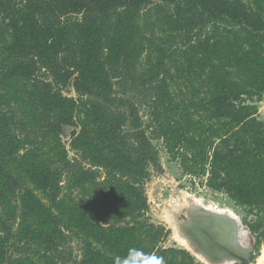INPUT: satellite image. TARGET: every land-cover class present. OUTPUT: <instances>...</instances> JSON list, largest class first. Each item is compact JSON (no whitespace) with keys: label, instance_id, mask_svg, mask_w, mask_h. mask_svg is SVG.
Listing matches in <instances>:
<instances>
[{"label":"trees","instance_id":"1","mask_svg":"<svg viewBox=\"0 0 264 264\" xmlns=\"http://www.w3.org/2000/svg\"><path fill=\"white\" fill-rule=\"evenodd\" d=\"M261 100L264 0H0V264H202L147 216V131L252 216L253 262Z\"/></svg>","mask_w":264,"mask_h":264},{"label":"rangeland","instance_id":"2","mask_svg":"<svg viewBox=\"0 0 264 264\" xmlns=\"http://www.w3.org/2000/svg\"><path fill=\"white\" fill-rule=\"evenodd\" d=\"M68 95L75 96V93L71 91L68 93ZM257 107L258 116L264 121V100L257 102ZM139 114L142 118L143 125L146 127V125L148 124V115L146 110L142 106H139ZM71 129L73 128H66L65 134L62 137L63 139H66L68 137V134ZM147 133L151 138L152 144L158 151L160 163L163 168L162 172L160 173H156L154 170L151 169V175L149 176V179L145 182L144 191L148 203L147 216L152 222L162 224L168 230V235L165 241L163 242V246H175L185 249V247H183L176 241L172 233V228L166 219V210L172 204H175L180 199L185 198V193H188L190 196H195V198L198 199L201 198L203 200L202 202L206 203V205L213 204L221 209L228 208L233 211L239 218L241 225L244 227L241 235L242 243L244 245H253L255 239L254 236L248 230L246 224V220H249L252 216L247 213L243 208L235 205L224 193H221L219 196H212L207 194L204 189L206 175L198 176L195 174H187L182 172L178 161L169 160L168 154L166 152V149L164 148L163 143L160 140L152 139V135L149 134V131H147ZM72 156L73 153L69 151V157ZM70 246L73 249L74 255L78 256L79 247L77 243L73 241ZM260 250L255 257V260L253 262H250L249 264H253L256 261ZM196 260L198 262H201L198 258H196ZM201 263L204 264L203 262Z\"/></svg>","mask_w":264,"mask_h":264},{"label":"water","instance_id":"3","mask_svg":"<svg viewBox=\"0 0 264 264\" xmlns=\"http://www.w3.org/2000/svg\"><path fill=\"white\" fill-rule=\"evenodd\" d=\"M71 96V95H69ZM70 130L64 144L77 134ZM207 194L219 196V191L204 186ZM172 229L182 238L188 250L204 264H249L253 245H244L241 235L244 227L229 210H213L193 200L171 213Z\"/></svg>","mask_w":264,"mask_h":264},{"label":"bare ground","instance_id":"4","mask_svg":"<svg viewBox=\"0 0 264 264\" xmlns=\"http://www.w3.org/2000/svg\"><path fill=\"white\" fill-rule=\"evenodd\" d=\"M185 198H182L180 199L178 202H176L175 204H172L167 210H166V219L167 221L169 222L171 228H172V223H173V220L171 219V213L173 212V210L175 209V206L177 208H180V206H185L189 200H193L194 202L198 203V204H202L203 206H205L203 204V202L201 201V199H198V198H195L193 196H190L188 193H185ZM186 200V201H185ZM207 208H211L213 210H218V211H221V210H225V209H221L219 208L218 206H215L213 204H209L207 206H205ZM226 210H229V212H231L232 214L236 215L233 211H231L230 209L226 208ZM172 233L176 239V241L182 245L183 247H185V249L188 250V247H187V244L186 242L180 238L179 235H177L175 233V230L172 229ZM253 264H264V244L262 245L261 247V250H260V253L259 255L257 256L256 258V261L253 263Z\"/></svg>","mask_w":264,"mask_h":264},{"label":"clouds","instance_id":"5","mask_svg":"<svg viewBox=\"0 0 264 264\" xmlns=\"http://www.w3.org/2000/svg\"><path fill=\"white\" fill-rule=\"evenodd\" d=\"M139 254V255H137ZM143 255L137 249H131L129 255L122 261V264H140V257ZM146 264H163L162 258L149 257Z\"/></svg>","mask_w":264,"mask_h":264},{"label":"flooded vegetation","instance_id":"6","mask_svg":"<svg viewBox=\"0 0 264 264\" xmlns=\"http://www.w3.org/2000/svg\"><path fill=\"white\" fill-rule=\"evenodd\" d=\"M193 197H195V196H193ZM199 199H201V198H199ZM201 201H203V200L201 199ZM203 204H204L205 206H207L206 203L203 202Z\"/></svg>","mask_w":264,"mask_h":264}]
</instances>
